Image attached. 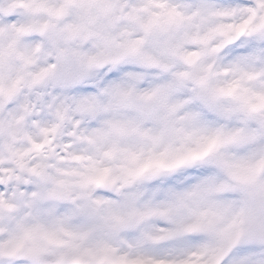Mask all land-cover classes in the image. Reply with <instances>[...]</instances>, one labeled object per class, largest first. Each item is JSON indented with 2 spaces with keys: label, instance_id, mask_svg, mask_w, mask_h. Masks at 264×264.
Segmentation results:
<instances>
[{
  "label": "snow or ice",
  "instance_id": "obj_1",
  "mask_svg": "<svg viewBox=\"0 0 264 264\" xmlns=\"http://www.w3.org/2000/svg\"><path fill=\"white\" fill-rule=\"evenodd\" d=\"M0 264H264V0H0Z\"/></svg>",
  "mask_w": 264,
  "mask_h": 264
}]
</instances>
